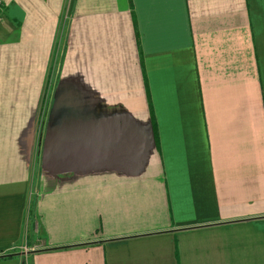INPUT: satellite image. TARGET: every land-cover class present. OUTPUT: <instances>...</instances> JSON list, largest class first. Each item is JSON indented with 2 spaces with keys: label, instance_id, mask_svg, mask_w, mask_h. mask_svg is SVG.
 I'll list each match as a JSON object with an SVG mask.
<instances>
[{
  "label": "crops",
  "instance_id": "0c3cea01",
  "mask_svg": "<svg viewBox=\"0 0 264 264\" xmlns=\"http://www.w3.org/2000/svg\"><path fill=\"white\" fill-rule=\"evenodd\" d=\"M0 264H264V0H0Z\"/></svg>",
  "mask_w": 264,
  "mask_h": 264
},
{
  "label": "water",
  "instance_id": "95a60500",
  "mask_svg": "<svg viewBox=\"0 0 264 264\" xmlns=\"http://www.w3.org/2000/svg\"><path fill=\"white\" fill-rule=\"evenodd\" d=\"M60 134H62V135H64V136H67V134H66V132H62V130L61 129H59L58 127H56V128H53V129H51L50 131H49V136H56V137H58ZM54 136V137H55Z\"/></svg>",
  "mask_w": 264,
  "mask_h": 264
},
{
  "label": "trees",
  "instance_id": "16d2710c",
  "mask_svg": "<svg viewBox=\"0 0 264 264\" xmlns=\"http://www.w3.org/2000/svg\"><path fill=\"white\" fill-rule=\"evenodd\" d=\"M150 109H151V112H152V117H153V107H152L151 100H150ZM152 120H153V119H152Z\"/></svg>",
  "mask_w": 264,
  "mask_h": 264
}]
</instances>
